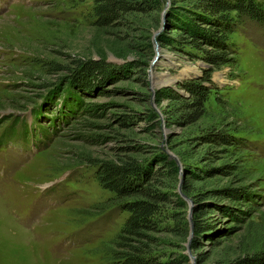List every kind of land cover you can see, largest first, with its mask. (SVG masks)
<instances>
[{"label":"rangeland","instance_id":"obj_1","mask_svg":"<svg viewBox=\"0 0 264 264\" xmlns=\"http://www.w3.org/2000/svg\"><path fill=\"white\" fill-rule=\"evenodd\" d=\"M151 1L98 25L91 0H0V264H114L127 210L87 159L128 146L153 168H165L160 151L178 159L152 231L163 258L264 264V23L233 16L229 61L209 68L204 109L188 120L166 94H185L179 82L210 65L199 44L171 38L183 32L168 24L172 6L188 0ZM83 59L106 73L73 90L66 78Z\"/></svg>","mask_w":264,"mask_h":264},{"label":"trees","instance_id":"obj_2","mask_svg":"<svg viewBox=\"0 0 264 264\" xmlns=\"http://www.w3.org/2000/svg\"><path fill=\"white\" fill-rule=\"evenodd\" d=\"M187 2L189 4L172 6L168 24L170 27L178 25L185 33L180 32L178 36L171 38L173 41L199 44L196 46L199 57L210 66L201 77L185 78L179 82V86L186 90L185 94L174 87L169 88L166 96L178 100V107L174 110L177 116L193 120L202 113L209 86L213 85L208 76L209 68L229 61V50L226 46L231 44L228 33L233 29V16L241 18L246 15L264 23V7L254 0ZM155 4L151 0H91L93 22L98 25L120 24L127 14L145 7H154ZM198 22L207 23V26H201ZM201 42L206 45H200ZM76 63L78 68L75 73L67 75L66 78L73 90L74 87L87 85L89 78L101 77L106 73V63L102 60L83 59ZM202 77L208 82H203ZM119 120L123 122L124 118ZM204 136L213 141L222 139L235 143L228 134L218 130L207 131ZM128 147L131 153L93 156L87 159L94 166V178L101 186L113 192L120 207L127 210L112 240L110 256L114 264H171V260L162 257L164 250L155 248L157 236L152 231L158 228L161 207L169 201L175 184V181L172 182L175 177L173 172H176L175 160L165 151H160L159 159L163 161L165 168H153L148 158L133 154L134 147ZM229 193L232 198L237 196L233 188H229ZM195 228L199 229V224L196 223ZM239 260L240 264H252L246 257Z\"/></svg>","mask_w":264,"mask_h":264},{"label":"water","instance_id":"obj_3","mask_svg":"<svg viewBox=\"0 0 264 264\" xmlns=\"http://www.w3.org/2000/svg\"><path fill=\"white\" fill-rule=\"evenodd\" d=\"M166 152H167L171 157L174 158L175 162L178 163V159H177L176 155H175L172 151H170V150H166ZM190 224H191V221H190Z\"/></svg>","mask_w":264,"mask_h":264},{"label":"bare ground","instance_id":"obj_4","mask_svg":"<svg viewBox=\"0 0 264 264\" xmlns=\"http://www.w3.org/2000/svg\"><path fill=\"white\" fill-rule=\"evenodd\" d=\"M169 155V154H168ZM170 156V155H169Z\"/></svg>","mask_w":264,"mask_h":264}]
</instances>
